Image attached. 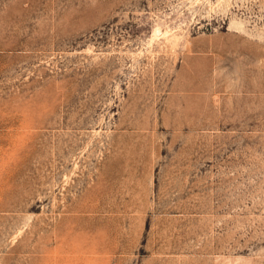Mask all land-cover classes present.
<instances>
[{"label": "rangeland", "instance_id": "1", "mask_svg": "<svg viewBox=\"0 0 264 264\" xmlns=\"http://www.w3.org/2000/svg\"><path fill=\"white\" fill-rule=\"evenodd\" d=\"M0 264H264V0H0Z\"/></svg>", "mask_w": 264, "mask_h": 264}]
</instances>
